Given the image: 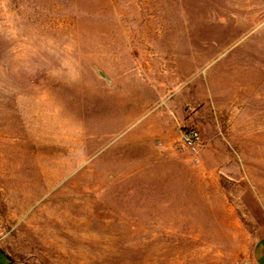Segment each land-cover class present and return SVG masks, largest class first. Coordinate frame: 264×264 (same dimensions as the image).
Masks as SVG:
<instances>
[{
  "label": "rangeland",
  "instance_id": "obj_1",
  "mask_svg": "<svg viewBox=\"0 0 264 264\" xmlns=\"http://www.w3.org/2000/svg\"><path fill=\"white\" fill-rule=\"evenodd\" d=\"M262 237L264 0H0V264H251Z\"/></svg>",
  "mask_w": 264,
  "mask_h": 264
},
{
  "label": "built area",
  "instance_id": "obj_2",
  "mask_svg": "<svg viewBox=\"0 0 264 264\" xmlns=\"http://www.w3.org/2000/svg\"><path fill=\"white\" fill-rule=\"evenodd\" d=\"M184 145L193 153H198L201 146V134L197 129H190L184 136Z\"/></svg>",
  "mask_w": 264,
  "mask_h": 264
},
{
  "label": "crops",
  "instance_id": "obj_3",
  "mask_svg": "<svg viewBox=\"0 0 264 264\" xmlns=\"http://www.w3.org/2000/svg\"><path fill=\"white\" fill-rule=\"evenodd\" d=\"M251 264H264V237L260 238L254 246Z\"/></svg>",
  "mask_w": 264,
  "mask_h": 264
},
{
  "label": "water",
  "instance_id": "obj_4",
  "mask_svg": "<svg viewBox=\"0 0 264 264\" xmlns=\"http://www.w3.org/2000/svg\"><path fill=\"white\" fill-rule=\"evenodd\" d=\"M101 76H103V77H104V75H103V74H101Z\"/></svg>",
  "mask_w": 264,
  "mask_h": 264
}]
</instances>
